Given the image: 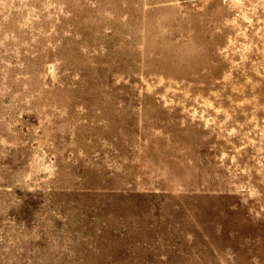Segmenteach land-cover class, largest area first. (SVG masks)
I'll use <instances>...</instances> for the list:
<instances>
[{"label": "rangeland", "instance_id": "rangeland-1", "mask_svg": "<svg viewBox=\"0 0 264 264\" xmlns=\"http://www.w3.org/2000/svg\"><path fill=\"white\" fill-rule=\"evenodd\" d=\"M0 264H264V0H0Z\"/></svg>", "mask_w": 264, "mask_h": 264}]
</instances>
